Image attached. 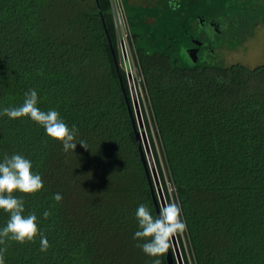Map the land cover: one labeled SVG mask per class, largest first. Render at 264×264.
Returning <instances> with one entry per match:
<instances>
[{
    "label": "trees",
    "instance_id": "1",
    "mask_svg": "<svg viewBox=\"0 0 264 264\" xmlns=\"http://www.w3.org/2000/svg\"><path fill=\"white\" fill-rule=\"evenodd\" d=\"M164 1L146 15L130 8L127 22L161 187L166 202H180L187 223L176 236L183 262L264 264V62H187L185 32L193 33L203 14L182 0L168 19ZM200 1L216 11L225 0ZM98 3L117 55L110 2ZM30 88L42 109L55 107L77 126L87 148L77 142L65 153L27 117H0V155L21 152L42 174L40 192L15 194L26 213L36 212L49 241L46 252L39 237L8 241L6 264H151L132 233L136 206L156 208L95 0H0V105H19ZM45 209L52 211L47 219ZM6 220L0 212V225ZM160 260L167 264L166 252Z\"/></svg>",
    "mask_w": 264,
    "mask_h": 264
},
{
    "label": "clouds",
    "instance_id": "2",
    "mask_svg": "<svg viewBox=\"0 0 264 264\" xmlns=\"http://www.w3.org/2000/svg\"><path fill=\"white\" fill-rule=\"evenodd\" d=\"M168 7L175 11L180 7L179 0H168ZM39 105L40 96L37 89L30 88L24 93L19 105H0V117L6 116L12 120L27 117L42 127L48 138L59 142L65 153L73 151L77 142L87 148L86 142L78 138V128L75 124L70 126L55 107L44 110ZM43 187L42 174L34 169L33 161L28 156L21 152L0 155V212L7 214V220L0 225V264H6L8 241L23 244L39 237V250H48L49 241L40 230L36 212L26 213L23 196L15 194H35ZM52 199L59 203L63 200V195L56 192ZM181 212L178 200L165 202L155 210L149 202H141L136 206V229L132 233V239L136 241V246L151 258V264H161L160 257L171 247L173 237L187 230V223L182 219ZM51 215L50 209L41 213L44 219Z\"/></svg>",
    "mask_w": 264,
    "mask_h": 264
},
{
    "label": "rangeland",
    "instance_id": "3",
    "mask_svg": "<svg viewBox=\"0 0 264 264\" xmlns=\"http://www.w3.org/2000/svg\"><path fill=\"white\" fill-rule=\"evenodd\" d=\"M145 1L149 2L148 0ZM192 1L194 13L196 10V6L199 5L198 10L199 13L203 14V22H206L207 20L214 17L213 15L215 14H217L216 17L225 16L229 22L226 27H222V33L216 34L214 43L210 45V48L208 49L209 51H204L201 56V60H210L212 57H217V59L220 60L223 65H229L234 62H240L250 67L264 62V0H237V4H235L233 1L225 0L222 6L212 5L217 9L216 11L210 8L211 6L207 2L204 3L206 5H204V7H202L201 9V1L200 4H198V0ZM135 2L139 3L140 0H135ZM135 2L133 3L135 4ZM141 2H143V0H141ZM179 3L181 6L182 0ZM123 4L126 5L124 0ZM239 4L242 8H244L243 10L241 9V13H239L241 15V18L243 19V23L233 27L230 24L231 17H233L236 13H238V11H240ZM161 5L162 3L160 4V6ZM161 12L168 19L173 16V11L168 7V0H165L164 5L161 6ZM128 14H130L129 11ZM191 22L193 25L196 24V22ZM132 24L133 23L131 22V25ZM198 24H200L199 20ZM133 29L139 31V27L137 26H133ZM132 44H135L134 39H131L129 41V45H127V58L130 65V70L133 74L137 97L139 102H141L142 104V108L140 106V109H143L147 117L149 129L152 133V136L154 137V129L148 117V110L144 103L145 94L140 84V77L137 72L135 54L133 51ZM117 58L120 67L123 68L122 57L119 53L118 48ZM194 59L195 58L192 59V62H195V60H197ZM166 184L168 186V191H171L172 188L168 181L166 182Z\"/></svg>",
    "mask_w": 264,
    "mask_h": 264
},
{
    "label": "water",
    "instance_id": "4",
    "mask_svg": "<svg viewBox=\"0 0 264 264\" xmlns=\"http://www.w3.org/2000/svg\"><path fill=\"white\" fill-rule=\"evenodd\" d=\"M95 1H96L98 12L101 16L102 25L104 27V31H105L108 43L110 46L112 58H113L115 67L117 69V74L119 77L122 92H123L125 101L127 103V109H128V113L131 119L135 139L138 145L140 158H141L144 171H145V174H146L149 186H150L152 200L154 202L155 208L157 209L160 205L165 203L166 200H165L164 193L161 187V183H160V179H159L158 172L156 169V164L153 158L152 150H151V147L148 141V136L144 128V121L142 118L140 103L137 97L133 76L131 72L126 71L129 68L128 59L122 48V58L124 62L123 69L126 73V80H127V86H128V92H129V94L127 95L121 83V75H120V70H119L120 65L118 62L117 55L115 53V50L113 48L108 31L104 24V19L102 16V12H101L98 0H95ZM166 263L167 264H184L176 236L173 237L172 245L169 248V250L166 252Z\"/></svg>",
    "mask_w": 264,
    "mask_h": 264
},
{
    "label": "flooded vegetation",
    "instance_id": "5",
    "mask_svg": "<svg viewBox=\"0 0 264 264\" xmlns=\"http://www.w3.org/2000/svg\"><path fill=\"white\" fill-rule=\"evenodd\" d=\"M239 13H236L233 17H231V26L235 27L240 25L239 21L241 15ZM203 20L204 18L199 20L200 24L197 25L193 33L189 32V28H187V31L185 32L188 43L186 42V44L181 48V53L187 62L196 63L201 58L204 51H209L208 49L210 48V45L214 43L216 34L222 33V27H226L229 23L225 16H220L217 19L211 18L206 22H203ZM155 23H157L155 28H159L158 22L155 21ZM193 58L197 60L194 59L195 62H192Z\"/></svg>",
    "mask_w": 264,
    "mask_h": 264
},
{
    "label": "built area",
    "instance_id": "6",
    "mask_svg": "<svg viewBox=\"0 0 264 264\" xmlns=\"http://www.w3.org/2000/svg\"><path fill=\"white\" fill-rule=\"evenodd\" d=\"M109 2H110V10L112 13L114 26L116 29L117 48L119 50L121 57H122V48L127 57V54H128L127 45H129V41L132 39V36H131V32L128 26L124 4L122 0H109ZM122 63H123V68H124L123 58H122ZM126 71L131 72L130 65H129L128 70Z\"/></svg>",
    "mask_w": 264,
    "mask_h": 264
},
{
    "label": "crops",
    "instance_id": "7",
    "mask_svg": "<svg viewBox=\"0 0 264 264\" xmlns=\"http://www.w3.org/2000/svg\"><path fill=\"white\" fill-rule=\"evenodd\" d=\"M148 1L149 2H146L145 0H143V2H141V0H140L139 3H136L137 1L135 2V0H124V2L126 4L125 5L126 14H128V10L130 8L136 9L137 14H139V11L140 10H137V9H140L142 7L143 10L146 11L142 15H146V13L148 12V8H151L152 9L153 7H155L156 5H158V3H160V0H148ZM133 2H135V4ZM151 19H152L151 17H148L146 19V22H150Z\"/></svg>",
    "mask_w": 264,
    "mask_h": 264
}]
</instances>
